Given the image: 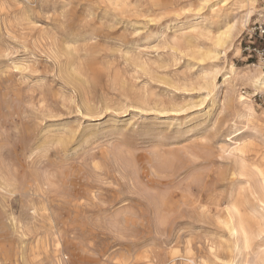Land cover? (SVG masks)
I'll return each instance as SVG.
<instances>
[{
    "label": "rangeland",
    "instance_id": "rangeland-1",
    "mask_svg": "<svg viewBox=\"0 0 264 264\" xmlns=\"http://www.w3.org/2000/svg\"><path fill=\"white\" fill-rule=\"evenodd\" d=\"M263 21L264 0H0V264H254L259 196L245 247L216 202L246 185L221 146L264 171Z\"/></svg>",
    "mask_w": 264,
    "mask_h": 264
},
{
    "label": "bare ground",
    "instance_id": "bare-ground-1",
    "mask_svg": "<svg viewBox=\"0 0 264 264\" xmlns=\"http://www.w3.org/2000/svg\"><path fill=\"white\" fill-rule=\"evenodd\" d=\"M242 2L243 1H246V2H250V1H253V0H241ZM247 17L249 18V14L247 15ZM247 83H249L250 85L254 86V87H264V72L261 71V67L257 66L256 69L253 70L252 72V75L248 76L247 77ZM241 97V96H240ZM230 147L229 146H221L220 150H221V153L224 155V153H231L233 154L234 156V160L236 163L239 164V175H243L245 176L243 182L246 183L245 186L241 185V186H237L235 189L233 190H230V193L228 195V198L226 199V201L222 204L220 203H217L219 201L216 202L217 204V207L219 206H222L223 205V209L224 211L226 212V216L228 217V220L226 221L228 224V227L229 229L231 230L232 233H238L240 235V242H241V245L242 246H246L248 245L249 243V234L247 233L246 231V228L249 227V224L247 223V221L245 220V214L247 213V209L245 207V201H242L246 194L245 193H249V194H256L259 196L260 198V201L263 205V209H264V171L262 170V168H260L258 166L259 164V161L257 160L258 159V150H253L254 153H253V159L254 160H247L245 158V148L242 147V146H239L237 143L234 147H232V149L230 151H228ZM228 151V152H227ZM187 152V151H186ZM260 152V151H259ZM189 155H190V152H188ZM261 154V153H260ZM154 155V154H153ZM164 155V154H163ZM188 155V154H187ZM222 155V156H223ZM229 155V154H228ZM262 155V154H261ZM120 156V155H119ZM122 156V155H121ZM152 156V154H151ZM179 156V155H178ZM192 156V154H191ZM191 156H190V159H191ZM154 159L152 160H147L145 165H144V169L149 172L150 174H155V172H158L159 170H162L165 168H170V161L167 157H164L160 154H156L153 156ZM152 157V158H153ZM175 157V155H174ZM193 157V156H192ZM195 157H197L195 155ZM193 157V158H195ZM125 158V157H124ZM189 158V157H188ZM180 159H181V156H180ZM178 159V161L180 160ZM264 160V154L262 155V157L260 158V162ZM122 161V160H121ZM124 162V161H122ZM177 162V161H175ZM180 162V161H179ZM136 162L133 163V161H131L130 159H127L125 160L124 164H126L129 168L132 169L133 172H136L137 169H136V165H135ZM172 163V162H171ZM174 163V162H173ZM190 163V162H189ZM188 163V164H189ZM185 164V162H184ZM191 164V163H190ZM182 165V164H181ZM173 166V165H172ZM176 166V165H175ZM178 166V165H177ZM140 167V166H139ZM174 167V166H173ZM184 167V166H183ZM190 167V166H189ZM189 167H186V168H189ZM138 168V167H137ZM177 168V167H176ZM175 168V169H176ZM182 168V167H181ZM185 168V169H186ZM125 169V168H124ZM136 169V171H134ZM172 169V168H171ZM183 169V168H182ZM183 169V170H185ZM190 169H193V168H190ZM129 170V169H127ZM174 170V169H173ZM181 170V169H180ZM188 170V169H187ZM186 170V171H187ZM171 171V170H170ZM179 171V170H178ZM193 171V170H192ZM131 172V170H130ZM167 172V171H166ZM138 173V171L136 172V174ZM159 173V172H158ZM174 173V172H173ZM179 173H181L179 171ZM188 173V171H187ZM186 173V174H187ZM191 173V171H190ZM189 173V174H190ZM132 174V172H131ZM130 174V175H131ZM135 173H133L132 176H134ZM139 175V174H138ZM137 175V176H138ZM179 175V174H178ZM188 175V174H187ZM136 176V177H137ZM170 176V175H169ZM172 176V175H171ZM138 178V177H137ZM187 178V177H186ZM195 177L193 175H191V178H190V181H192ZM132 179V178H131ZM196 179V178H195ZM235 180V179H233ZM155 181V180H154ZM153 182V181H152ZM232 181H230L231 183ZM241 182L242 184V181H239ZM156 183V182H155ZM248 184V186H247ZM169 185V184H168ZM144 188V187H143ZM147 188V187H146ZM233 188V187H232ZM229 190V188H228ZM181 192V191H180ZM154 193V192H152ZM152 195V194H151ZM157 195V194H156ZM188 195H192V192L190 190V188H186L184 190V193H183V197L187 198ZM226 195V194H225ZM160 196V195H159ZM162 196V195H161ZM157 197V196H156ZM154 198V208L155 209H160V207L162 206V200L163 199H158L157 198ZM224 197V195H223ZM225 199V198H224ZM185 203V201H184ZM189 204V203H187ZM210 204L213 205L215 204V199L213 197H210ZM187 206V205H186ZM190 206V205H189ZM165 208V207H164ZM163 208V209H164ZM222 209V210H223ZM220 210V209H219ZM164 211V210H163ZM223 211V212H224ZM253 211V214L256 215V210L252 209ZM257 216V215H256ZM263 218V217H261ZM227 219V218H226ZM257 221V220H256ZM259 223V222H256V224ZM225 224V223H224ZM244 264H249L248 263V260L245 261ZM254 264H264V248L261 252V256L258 257L255 261H254Z\"/></svg>",
    "mask_w": 264,
    "mask_h": 264
},
{
    "label": "built area",
    "instance_id": "built-area-1",
    "mask_svg": "<svg viewBox=\"0 0 264 264\" xmlns=\"http://www.w3.org/2000/svg\"><path fill=\"white\" fill-rule=\"evenodd\" d=\"M253 34L256 37L255 40L257 41V44L253 46V51L264 59V21L258 23L254 27Z\"/></svg>",
    "mask_w": 264,
    "mask_h": 264
}]
</instances>
